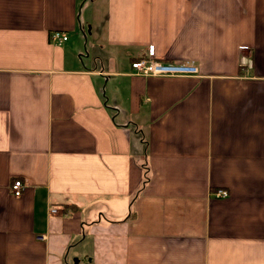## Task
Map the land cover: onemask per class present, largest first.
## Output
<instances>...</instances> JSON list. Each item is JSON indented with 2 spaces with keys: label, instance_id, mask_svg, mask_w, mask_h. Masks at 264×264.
Masks as SVG:
<instances>
[{
  "label": "crops",
  "instance_id": "crops-1",
  "mask_svg": "<svg viewBox=\"0 0 264 264\" xmlns=\"http://www.w3.org/2000/svg\"><path fill=\"white\" fill-rule=\"evenodd\" d=\"M0 264H264V0H0Z\"/></svg>",
  "mask_w": 264,
  "mask_h": 264
},
{
  "label": "built area",
  "instance_id": "built-area-1",
  "mask_svg": "<svg viewBox=\"0 0 264 264\" xmlns=\"http://www.w3.org/2000/svg\"><path fill=\"white\" fill-rule=\"evenodd\" d=\"M66 34L60 30L54 29L49 33V40L54 44H59L66 39ZM130 69L133 74L141 76H165V77H183L193 76L198 73L197 67L192 62H164L159 61L151 57V52L147 56L138 57L129 63ZM23 187V183L15 179L10 185V193L17 197L20 195V191ZM225 190H216L213 196L216 198L226 197ZM54 207L49 208L50 213L55 212Z\"/></svg>",
  "mask_w": 264,
  "mask_h": 264
}]
</instances>
